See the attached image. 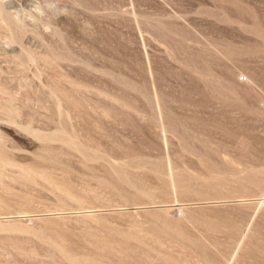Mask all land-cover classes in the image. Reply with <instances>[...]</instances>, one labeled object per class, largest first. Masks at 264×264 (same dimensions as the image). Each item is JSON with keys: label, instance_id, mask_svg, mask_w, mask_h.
Returning <instances> with one entry per match:
<instances>
[{"label": "rangeland", "instance_id": "1", "mask_svg": "<svg viewBox=\"0 0 264 264\" xmlns=\"http://www.w3.org/2000/svg\"><path fill=\"white\" fill-rule=\"evenodd\" d=\"M0 264H264V0H0Z\"/></svg>", "mask_w": 264, "mask_h": 264}]
</instances>
